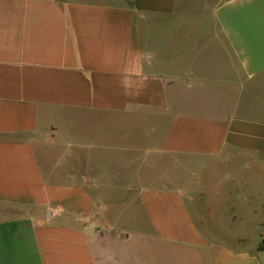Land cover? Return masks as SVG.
I'll use <instances>...</instances> for the list:
<instances>
[{
    "label": "crops",
    "instance_id": "0c3cea01",
    "mask_svg": "<svg viewBox=\"0 0 264 264\" xmlns=\"http://www.w3.org/2000/svg\"><path fill=\"white\" fill-rule=\"evenodd\" d=\"M0 264H264V0H0Z\"/></svg>",
    "mask_w": 264,
    "mask_h": 264
},
{
    "label": "rangeland",
    "instance_id": "374dc122",
    "mask_svg": "<svg viewBox=\"0 0 264 264\" xmlns=\"http://www.w3.org/2000/svg\"><path fill=\"white\" fill-rule=\"evenodd\" d=\"M169 163L170 164H169L168 176H169L170 180H173V181L174 180L175 181L176 180H193L195 178L196 183H197V182H200L199 180L202 179L201 177H198L196 175H194V177H193V174H194L197 166L194 167V165L192 164V162L190 160H187V159L182 160L180 162V167H177L175 164L176 162L172 161L171 159H170ZM152 167H153L152 168V175L153 176H156L158 173H160V170H159L160 167L157 168L155 165ZM207 177H208V174L204 175L203 179L206 178L205 181H207L208 180ZM190 190L195 191V188L190 187L189 191ZM198 197H199V195H198ZM247 240L245 242L250 243L252 240H257V237L255 238V237L249 236Z\"/></svg>",
    "mask_w": 264,
    "mask_h": 264
}]
</instances>
